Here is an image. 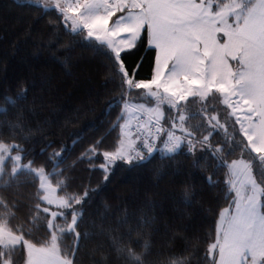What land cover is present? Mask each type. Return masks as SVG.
Here are the masks:
<instances>
[{"label":"snow or ice","instance_id":"6c2138e0","mask_svg":"<svg viewBox=\"0 0 264 264\" xmlns=\"http://www.w3.org/2000/svg\"><path fill=\"white\" fill-rule=\"evenodd\" d=\"M42 7L54 9L58 21L74 37L83 36L85 42L91 41L88 46L103 58L105 86L113 84V91L117 93L107 106L111 108L113 103L121 106L117 122L112 124L113 128L121 130L118 146L112 151L100 152L101 141L97 140L79 159L92 163L94 156L102 154L104 162L98 167L103 169V180L107 182L117 161L143 168L156 158V153L162 160L174 162L177 154L186 149L193 157L194 166L198 167L196 146L199 145L201 152H206L212 160L229 169L232 176L240 178L227 182L231 203L219 214L205 261L264 264V0H44ZM145 40L155 51L154 64L149 79H138L140 65L129 67L125 59ZM26 97L27 88L22 85L18 95L3 98L0 114H6ZM143 97L148 98L147 103L154 102L155 106L147 110L155 113L156 119L147 125L140 124L135 140L125 147V124L118 122L125 110ZM193 101L202 105L203 115L210 125L207 135L197 139L195 130L184 127H180L183 135H176L175 120L167 129L160 123L164 119L163 105L180 113L178 119L182 123L185 121L183 109ZM217 103L230 109L229 115H236L238 111L244 113L243 119L236 117L239 129L233 125L232 134L217 115L211 114L216 111L214 104ZM136 107L144 109L146 104ZM34 112V107L16 111L7 122L9 134L0 123V182L7 176L6 183L10 184L26 173L39 180L33 211L35 216L41 212L50 215L46 223V235L50 239L45 241L47 247H37L25 238L23 225L17 230L9 227L8 220L0 218V264H20L21 261L22 264H81L80 249L93 236L98 239L91 264H159L152 259L157 205L147 193L136 212L125 210L107 226L87 218L84 205L90 198L88 190L82 195L59 197L56 211L42 207L41 202L54 203L48 195L50 177L57 180V187L66 185L67 179L58 178L63 176L62 172L46 171L47 162L35 167V161L29 159L31 152L26 145L33 131L29 117ZM220 130L224 131V138L213 145L209 137ZM158 141L163 147H159ZM50 146L42 148L41 153ZM66 150L67 146L62 145L49 160L60 159ZM236 151L241 155L249 153V158L228 163L227 158ZM253 153L255 156H251ZM155 174L159 176L161 170ZM207 180L212 183L211 176ZM197 194L194 184L184 182L178 205H190ZM0 205L6 209L14 207L3 196H0ZM176 211L180 212L181 208L177 207ZM57 218H62L66 226L54 223ZM102 220H108L107 214ZM89 227L90 231H86ZM65 234H70L74 243L61 257L58 241ZM165 264H191V260L187 257L169 259Z\"/></svg>","mask_w":264,"mask_h":264},{"label":"trees","instance_id":"16d2710c","mask_svg":"<svg viewBox=\"0 0 264 264\" xmlns=\"http://www.w3.org/2000/svg\"><path fill=\"white\" fill-rule=\"evenodd\" d=\"M57 16L54 9L44 8L39 3L0 0V106H3L6 95L15 97L22 85L27 88L23 102L10 107L6 114H0L5 133L11 132L7 122L12 120L16 111L34 107L35 112L29 117L33 131L26 145L31 152L29 159L35 161V167L47 162L46 171L63 173L58 178H66V185L57 187V180L50 177L59 196L82 195L88 190L90 198L84 205L87 218L107 226L125 210L136 212L143 205L147 193L157 205L155 213L158 217L156 231L152 233V259L165 264L169 259L187 257L191 264H211V260L205 261L204 257L208 245L214 240L219 214L231 203L228 169L219 161L212 160L206 152H201L199 145L196 146L198 167L194 166L193 157L186 149L177 154L174 162L162 160L156 153V158L143 168L117 161L107 182L103 180V169L98 167L104 162L102 154L94 156L92 163L88 159H79L85 149L97 140L101 141L100 152L112 151L118 146L121 130L113 128L112 124L117 122L121 106L117 103H113L111 108L107 106L117 93L113 91V84L105 86L103 58L88 46L91 41L85 42L83 36L74 37ZM154 57L155 51L145 40L126 57L125 63L129 67L139 64L138 79H149ZM147 101L148 98L143 97L133 104H154ZM214 106L216 111L211 114L217 115L229 134H232L233 125L239 129L234 117L228 114L229 109L218 103ZM162 111V121H167L165 124L169 127L172 120L180 115L175 109H168L167 105L162 106ZM183 115V127L195 130L197 139L207 135L210 125L198 101L186 105ZM122 121L123 118L118 123ZM224 135L220 130L213 132L209 139L215 145ZM20 139L16 137L17 142ZM49 144L51 146L41 153V149ZM62 145L67 146L62 157L50 161L51 154L60 151ZM158 145L162 147L160 142ZM247 158L249 153L241 155L236 151L227 159L231 162ZM53 164L58 167L53 168ZM157 170H161L159 176L155 174ZM209 176L212 177L211 184L207 180ZM257 179H260L258 173ZM7 181L5 176L0 182V196L14 207L6 209L0 205V218L8 220L9 227L17 230L23 225L25 238L37 247L48 246L45 241L50 236L46 235V223L50 215L41 212L35 216L33 211L39 180L26 173L10 184ZM184 182L194 184L198 194L190 205L181 206L177 201ZM177 207L181 208L180 212L176 211ZM105 214L107 221L102 220ZM180 216L182 218L178 219ZM54 223L59 227L66 226L62 218H57ZM85 230L90 231V227ZM97 239L93 236L80 249L81 264H91ZM73 243L70 234L61 236L58 241L61 257Z\"/></svg>","mask_w":264,"mask_h":264},{"label":"rangeland","instance_id":"374dc122","mask_svg":"<svg viewBox=\"0 0 264 264\" xmlns=\"http://www.w3.org/2000/svg\"><path fill=\"white\" fill-rule=\"evenodd\" d=\"M28 1H30V2H34V3H39V4H42L43 5V3H44V0H28ZM233 63H235V62H233ZM133 104V103H132ZM135 105V107H136V104H134ZM155 105L153 104V105H150V106H148V105H146V108H144V109H138L137 107L136 108H134V109H132L131 110V112L130 113H128V109L129 108H127L126 109V115L125 116H123V121H122V123L121 124H125V129H124V133H129L132 137H133V134H132V123H133V117L135 116V115H137V113L138 112H144V113H146V114H148V115H150L152 118H154V119H156V114L155 113H153V112H149L147 109L148 108H153ZM236 117L237 116H240V118L241 119H243L244 118V113L242 112V111H238L237 113H236V115H235ZM175 121H176V123H177V128L175 129V132H177V133H179L180 135H183V133H181V131H180V127H183V123L184 122H180L179 121V119L178 118H176L175 117V119H174ZM161 121H162V119H161ZM163 122V121H162ZM134 139V138H133ZM123 141H124V146L125 147H127V145L129 144V141L128 140H126V138L123 136ZM228 163H231V162H228ZM238 167H243V165H239ZM228 173H229V180L230 179H234V180H239L240 178L239 177H236V176H232L231 174H230V172H229V169H228ZM46 183V185H47V181L45 182ZM44 193L42 192V195H43ZM234 194V193H233ZM48 195H49V198H51V199H53V201H54V203L52 204V205H46V204H44L43 203V206H48L49 208H50V211H56L57 210V208H56V204H58L60 201H59V197H62V196H59L58 194H57V189H56V187L55 186H53L52 184H51V187L49 188V190H48ZM50 219H51V217H50ZM220 220V215H219V218H218V221ZM217 221V222H218ZM47 247V246H46ZM60 255V254H59Z\"/></svg>","mask_w":264,"mask_h":264},{"label":"built area","instance_id":"2783aa9c","mask_svg":"<svg viewBox=\"0 0 264 264\" xmlns=\"http://www.w3.org/2000/svg\"><path fill=\"white\" fill-rule=\"evenodd\" d=\"M150 120H154V118H152L150 115H148V114H146V113H144V112H138L137 113V115H135L134 117H133V123H132V134H133V138H134V140H135V133H137V131H138V126L140 125V124H145V125H147L148 124V122L150 121ZM160 123L161 124H163L164 126H165V128L167 129L169 126H167L164 122H162V121H160ZM175 131V130H174ZM153 132H154V129H153ZM176 133V135H178V133L177 132H175ZM159 142V141H158ZM157 142V143H158ZM162 147H163V145H162Z\"/></svg>","mask_w":264,"mask_h":264},{"label":"crops","instance_id":"0c3cea01","mask_svg":"<svg viewBox=\"0 0 264 264\" xmlns=\"http://www.w3.org/2000/svg\"><path fill=\"white\" fill-rule=\"evenodd\" d=\"M137 105V104H136ZM134 108H136L135 107V105L134 104H132L130 107H129V109H128V113H130L131 112V110L132 109H134ZM126 111V110H125ZM229 111H231L230 109H229ZM127 112V111H126ZM126 112H124V116L126 115ZM233 117H234V119L236 120V116L235 115H232ZM238 126H239V124H238ZM178 135H180L179 133H178ZM124 137L126 138V140H128L129 141V143H131L132 141H134V139H133V137L128 133H125V135H124Z\"/></svg>","mask_w":264,"mask_h":264}]
</instances>
